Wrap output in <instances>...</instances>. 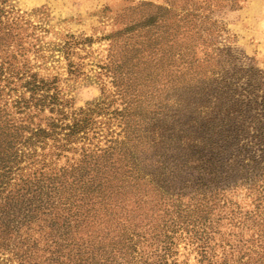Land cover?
Here are the masks:
<instances>
[{
    "label": "trees",
    "instance_id": "obj_1",
    "mask_svg": "<svg viewBox=\"0 0 264 264\" xmlns=\"http://www.w3.org/2000/svg\"><path fill=\"white\" fill-rule=\"evenodd\" d=\"M130 36L110 41L108 62L103 67L112 73L111 91H101L98 101L77 111H69L71 103L61 94L57 76H40L26 63L18 69L8 60L1 63L0 71H9L10 76H0V98L9 96L0 100V232L14 222L10 219L14 207L8 204L23 197L33 206L21 217L28 227L35 223L40 233L31 244L19 241V264H167L168 241L173 243L170 239L176 232L200 241L210 223L205 225L201 219L212 214L222 199L223 186L244 182L251 207L243 219L247 230L253 231L247 238L237 239L241 247L236 258L222 259L221 264H264V108L252 114L250 105L256 96L255 81L258 84L261 76L245 79L239 104L231 96L226 101L218 90L225 89L226 83L235 85L238 79L181 76L192 63L190 45L179 46L176 52L179 76H125L127 56L120 58L117 50L128 38L139 45L137 62L155 61L156 55L138 35ZM217 86L221 88L217 90ZM116 101L118 106L110 111ZM98 115L107 116L105 122L97 121L106 125L104 138L111 135L107 121L113 118L123 124L121 136L105 139L104 147L80 145L77 158L56 166L64 152L76 150L73 145L78 139H85L97 128ZM133 135L144 139L140 150L129 148ZM247 137L260 147L259 160L239 165L232 158L237 156L228 155L230 162H222L231 148L237 155L241 153L236 143ZM244 146L240 145V150ZM148 148L151 155L144 158ZM149 159L151 165H142ZM136 162L141 165H134ZM158 163L160 174L164 169L171 182L162 191L166 200L163 210L174 219L159 223V239L151 233L156 226L148 228L150 233L144 238L147 250L134 257L131 249L141 246L133 242L136 234L122 215L128 207L124 204L129 173L137 170L142 178L151 176L152 164ZM248 169L250 175L246 176ZM184 170L195 178L189 184L172 186ZM239 209L233 204L228 212L231 221ZM158 244L159 255L155 252Z\"/></svg>",
    "mask_w": 264,
    "mask_h": 264
},
{
    "label": "rangeland",
    "instance_id": "obj_2",
    "mask_svg": "<svg viewBox=\"0 0 264 264\" xmlns=\"http://www.w3.org/2000/svg\"><path fill=\"white\" fill-rule=\"evenodd\" d=\"M126 34L138 35V40L142 39L148 50L155 51L156 55L155 61L137 62L139 45L128 38L117 50L121 51L117 53L120 58L127 56L125 76H143L140 73L158 78L179 76L176 52L179 46L190 45L193 46L190 47L192 63L181 76H225L227 79L232 76L238 79L235 85L226 83L225 89L217 86V90L220 89L226 101L231 96L237 104L241 101L239 93L245 79L261 76L258 84L255 81L256 96L250 105L252 114H259L264 108V0H0V66L3 60L12 62L17 69L26 63L40 76H57L61 94L71 103L69 111L98 101L101 91H111L109 76L112 73L103 66L108 62L110 41ZM0 76H10V73L2 70ZM157 84L159 96V81ZM5 98L9 96L4 95L2 99ZM117 106L116 101L109 110ZM106 117L96 116L97 128L88 132L85 139H78L73 145L76 150L64 152L55 165L77 158L80 145L104 147L105 139L119 138L123 125L119 118L107 121V132L111 135L107 133L103 137L106 125L97 121L105 122ZM134 117L138 120V115ZM131 140V150H140L145 145L143 138L134 136ZM254 143L250 137L240 139L236 149L241 153L237 155L231 148L222 162H230L228 155H232L238 157L232 158L238 160L239 165H252V160H259L260 156V147ZM242 144L245 146L240 150ZM147 150L142 154L144 158L151 155L149 148ZM151 163V159L142 161L145 166ZM22 165L23 162L19 163ZM151 168L154 173L143 178L137 170L129 173L130 188L124 204L128 207L122 215L127 217L131 231L136 234L132 235L133 242L141 246L131 249L134 257L147 250L144 238L150 233L148 228L156 226L151 233L158 234L159 239V223L168 224L174 219V215L163 210L166 200L162 191L171 183L170 179L163 173L164 169L160 174L159 163L152 164ZM245 175H250V169ZM193 178L195 175L189 171H181L172 186L189 184ZM245 185L247 183L240 182L237 186H223L222 199L209 217L201 219L205 225L210 223L200 241L188 233L176 232L170 239L173 243L168 241L167 264H221L222 259L236 258V250L241 247L237 239L247 238L253 231V228L247 230L243 219L244 212L251 207L250 198L245 196ZM18 199L8 204L14 207L15 212L10 216L14 222L6 224L0 232V264H19L16 256L19 241L24 239L31 244L40 233L35 223L28 227L29 223L21 217V213L33 205L28 206L26 198ZM233 204L240 209L231 221L228 212ZM155 252L159 255V244Z\"/></svg>",
    "mask_w": 264,
    "mask_h": 264
}]
</instances>
